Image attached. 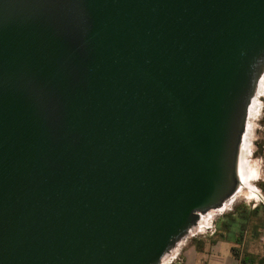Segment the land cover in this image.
<instances>
[{
	"label": "water",
	"instance_id": "obj_1",
	"mask_svg": "<svg viewBox=\"0 0 264 264\" xmlns=\"http://www.w3.org/2000/svg\"><path fill=\"white\" fill-rule=\"evenodd\" d=\"M263 68L264 0H0V264H160Z\"/></svg>",
	"mask_w": 264,
	"mask_h": 264
},
{
	"label": "crops",
	"instance_id": "obj_2",
	"mask_svg": "<svg viewBox=\"0 0 264 264\" xmlns=\"http://www.w3.org/2000/svg\"><path fill=\"white\" fill-rule=\"evenodd\" d=\"M260 207L255 204L252 211ZM250 219L238 210L221 217L207 236L210 241L185 247L177 264H264V226H250Z\"/></svg>",
	"mask_w": 264,
	"mask_h": 264
},
{
	"label": "rangeland",
	"instance_id": "obj_3",
	"mask_svg": "<svg viewBox=\"0 0 264 264\" xmlns=\"http://www.w3.org/2000/svg\"><path fill=\"white\" fill-rule=\"evenodd\" d=\"M251 109L252 116L247 114L245 125L248 148V154L246 155L245 159L247 164H250L253 168H256V171L260 170L257 172L259 177L257 176V178L251 181V184L260 190L261 195L264 198V89H262L260 85H258L253 96ZM246 198L247 197H244L243 195L235 198L228 210L217 212L211 217L206 225L207 228L203 227L192 229L190 235L180 244L178 243L175 248L165 256V258H167L166 261L168 262L171 256H177V258H181L182 250L189 245H194L196 248H199L206 241L209 242L210 240L207 238V236H209L214 224L221 217L231 214L235 210L240 211L242 215H251L250 226L255 225L257 227H263L264 206L262 205V200L255 201L254 199ZM255 204L262 206L258 209V212L257 210L252 211V208L255 206ZM192 234L195 236H192Z\"/></svg>",
	"mask_w": 264,
	"mask_h": 264
},
{
	"label": "bare ground",
	"instance_id": "obj_4",
	"mask_svg": "<svg viewBox=\"0 0 264 264\" xmlns=\"http://www.w3.org/2000/svg\"><path fill=\"white\" fill-rule=\"evenodd\" d=\"M258 85H260L262 89H264V68L262 69V72L260 74L257 87ZM252 101H253V98L251 99L250 104L248 106V115H251V116H252V109H251ZM245 131H246V128H245ZM246 138L247 137H246V132H245L241 136L239 146H238L236 161H235V177H236L237 185H238L236 193L232 195L230 198H228V200L224 202L218 209H215V210L212 209V210L207 211L204 214H200L199 215L200 221L198 222L195 228L198 229V228L206 227L207 223L209 222V220L211 219L213 215H215L217 212H221V211L223 212L225 210H228L231 203L234 201V199L240 195H243L244 197H247L248 199H254L255 201L264 200V198L261 195L260 190L251 184V181L257 178L258 176L257 172H259L260 170L256 171V168H253L252 165L247 164L246 162L245 158H246V155L248 154ZM188 235H190V233H188L185 237H187ZM185 237L181 239L178 243L180 244L182 241H184ZM165 256L162 259L160 264H168V262L166 261L167 258H165Z\"/></svg>",
	"mask_w": 264,
	"mask_h": 264
},
{
	"label": "built area",
	"instance_id": "obj_5",
	"mask_svg": "<svg viewBox=\"0 0 264 264\" xmlns=\"http://www.w3.org/2000/svg\"><path fill=\"white\" fill-rule=\"evenodd\" d=\"M193 229H194V228H193ZM191 230H192V229H191ZM191 230L189 231V233H191ZM188 236H189V235H188ZM188 236H187V237H188ZM192 236H195V235L192 234ZM187 237H185V239H186ZM185 239H184V240H185ZM171 251H172V250H171ZM171 251H170V252H171ZM170 252H169V253H170ZM169 253H168V254H169ZM168 254H167V255H168ZM179 262H180V258H177V256H171L170 260L168 261V264H177V263H179Z\"/></svg>",
	"mask_w": 264,
	"mask_h": 264
},
{
	"label": "trees",
	"instance_id": "obj_6",
	"mask_svg": "<svg viewBox=\"0 0 264 264\" xmlns=\"http://www.w3.org/2000/svg\"><path fill=\"white\" fill-rule=\"evenodd\" d=\"M245 261H246V259H245ZM245 261L243 260L242 263H244Z\"/></svg>",
	"mask_w": 264,
	"mask_h": 264
}]
</instances>
